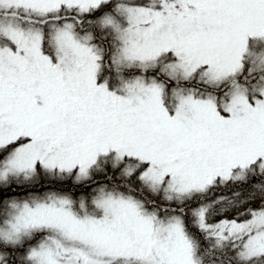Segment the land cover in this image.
I'll list each match as a JSON object with an SVG mask.
<instances>
[{"label":"snow or ice","instance_id":"snow-or-ice-1","mask_svg":"<svg viewBox=\"0 0 264 264\" xmlns=\"http://www.w3.org/2000/svg\"><path fill=\"white\" fill-rule=\"evenodd\" d=\"M0 264H264V0H0Z\"/></svg>","mask_w":264,"mask_h":264}]
</instances>
